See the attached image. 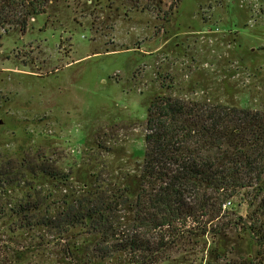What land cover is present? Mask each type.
Wrapping results in <instances>:
<instances>
[{
  "label": "rangeland",
  "instance_id": "rangeland-1",
  "mask_svg": "<svg viewBox=\"0 0 264 264\" xmlns=\"http://www.w3.org/2000/svg\"><path fill=\"white\" fill-rule=\"evenodd\" d=\"M46 9L24 31H0V264L14 251L23 258L11 264H261L263 241L240 226L254 206L247 191L231 198L238 206L224 219L236 223L217 262L210 235L203 248L170 238L165 254L103 258L98 231L61 214L128 185L116 224H130L156 95L264 110V0H49ZM27 201L39 204L30 215L60 217L59 227L19 228L14 211Z\"/></svg>",
  "mask_w": 264,
  "mask_h": 264
},
{
  "label": "trees",
  "instance_id": "trees-1",
  "mask_svg": "<svg viewBox=\"0 0 264 264\" xmlns=\"http://www.w3.org/2000/svg\"><path fill=\"white\" fill-rule=\"evenodd\" d=\"M48 1L0 0V31H24L32 18L46 12ZM145 129L138 185L131 188L135 200L130 224H116L121 217L117 212L127 202L121 192L129 193L128 185L110 200L96 195L88 200L89 206L81 203L83 208L69 207L61 214L68 225L83 219L98 231L109 245L99 247L98 256L143 253L149 258L170 250V238L194 239L203 248L210 235L207 254L217 262L228 251L222 240L236 223L224 219L238 206L231 198L246 191L254 194L250 195L254 206L247 213L248 223L237 225L264 244V110L156 95L148 101ZM37 170L56 179L68 177L45 163ZM38 208L37 201H27L15 209L19 228L59 227L58 218L30 215ZM21 255L12 252L4 264ZM257 256L264 259V248Z\"/></svg>",
  "mask_w": 264,
  "mask_h": 264
}]
</instances>
